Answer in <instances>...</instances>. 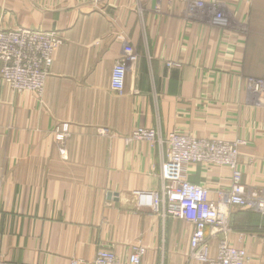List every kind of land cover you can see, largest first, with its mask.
Returning a JSON list of instances; mask_svg holds the SVG:
<instances>
[{"label": "crops", "instance_id": "1", "mask_svg": "<svg viewBox=\"0 0 264 264\" xmlns=\"http://www.w3.org/2000/svg\"><path fill=\"white\" fill-rule=\"evenodd\" d=\"M16 27L62 43L41 96L0 80V257L89 264L103 247L125 261L140 245L142 264H204L191 222L137 205L134 191L160 189L166 149L131 134L239 142L245 191L264 196V101L247 83L264 75V0H0V28ZM127 46L139 59L119 94L111 74ZM187 170L227 218L226 233L207 231L211 255L226 238L264 264V215L222 202L231 171Z\"/></svg>", "mask_w": 264, "mask_h": 264}, {"label": "built area", "instance_id": "2", "mask_svg": "<svg viewBox=\"0 0 264 264\" xmlns=\"http://www.w3.org/2000/svg\"><path fill=\"white\" fill-rule=\"evenodd\" d=\"M220 18V15H219ZM62 38L55 31L13 28L0 30L1 77L17 93L30 91L42 94L55 51ZM124 56L112 69L111 88L121 94L125 90L127 64L136 63L139 53L131 46L125 47ZM248 87L264 101V75L249 77ZM57 142L63 143L69 136V125L63 123L54 129ZM131 139L159 145L166 149V159L161 169V187L158 191H134L137 205L149 208L165 218L181 219L194 225L191 238V259L204 264H247L248 255L242 248L232 246L221 238L217 254L211 255L207 231L226 233L227 218L219 205L210 200V191L203 185L188 180V167L200 163H212L231 171L230 191L222 194L227 206L254 209L264 215V196L258 191H245L239 167V142L223 139H198L176 132L163 136L155 129L137 128ZM2 180L0 179V188ZM146 250L133 246L128 259L122 261L114 252L100 248L89 264H142ZM0 264H24L4 260ZM75 264V263H73Z\"/></svg>", "mask_w": 264, "mask_h": 264}, {"label": "rangeland", "instance_id": "3", "mask_svg": "<svg viewBox=\"0 0 264 264\" xmlns=\"http://www.w3.org/2000/svg\"><path fill=\"white\" fill-rule=\"evenodd\" d=\"M16 28H22V27H16ZM0 30H7V29H3V28H0ZM1 63V62H0ZM1 70H2V63H1V68H0V80L3 82V80H2V77H1ZM49 77V76H48ZM47 77V78H48ZM47 80V79H46ZM4 83V82H3ZM46 83V82H45ZM44 88H45V85H44ZM15 92V91H14ZM30 92V91H29ZM22 93V92H21ZM32 93H34V92H32ZM36 95H38V96H41L42 94H40V93H35Z\"/></svg>", "mask_w": 264, "mask_h": 264}, {"label": "water", "instance_id": "4", "mask_svg": "<svg viewBox=\"0 0 264 264\" xmlns=\"http://www.w3.org/2000/svg\"><path fill=\"white\" fill-rule=\"evenodd\" d=\"M109 198H112V195H109Z\"/></svg>", "mask_w": 264, "mask_h": 264}]
</instances>
